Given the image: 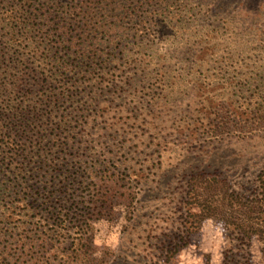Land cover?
Returning <instances> with one entry per match:
<instances>
[{
  "label": "rangeland",
  "instance_id": "1",
  "mask_svg": "<svg viewBox=\"0 0 264 264\" xmlns=\"http://www.w3.org/2000/svg\"><path fill=\"white\" fill-rule=\"evenodd\" d=\"M249 1L148 7L150 22L140 46L124 53L126 63L81 78L70 118L87 130L77 133L76 148L89 143L102 160L122 163L138 194L134 214L118 209L95 223L99 264H264V238L246 247L227 228L247 208L224 206L190 230L182 201L193 173L218 176L237 191L264 168V0ZM182 36L200 42L197 61L179 52L186 48ZM70 105L61 106L65 115ZM50 255L56 258L49 264L63 260Z\"/></svg>",
  "mask_w": 264,
  "mask_h": 264
},
{
  "label": "trees",
  "instance_id": "2",
  "mask_svg": "<svg viewBox=\"0 0 264 264\" xmlns=\"http://www.w3.org/2000/svg\"><path fill=\"white\" fill-rule=\"evenodd\" d=\"M169 1L0 0V264H49L50 254H62L57 264H99L95 223L118 209L135 213L138 194L123 164L102 160L89 143L76 148L87 125L70 110L81 78L125 60L129 47L140 46L147 8ZM182 39L179 52L197 61L200 42ZM184 191L190 230L224 206L247 208L227 228L246 247L264 238V168L237 191L218 176L193 173Z\"/></svg>",
  "mask_w": 264,
  "mask_h": 264
}]
</instances>
